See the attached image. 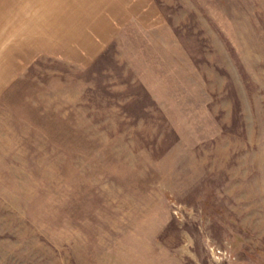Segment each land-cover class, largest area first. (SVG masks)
Masks as SVG:
<instances>
[{
    "label": "rangeland",
    "instance_id": "374dc122",
    "mask_svg": "<svg viewBox=\"0 0 264 264\" xmlns=\"http://www.w3.org/2000/svg\"><path fill=\"white\" fill-rule=\"evenodd\" d=\"M6 1L0 264H264V0Z\"/></svg>",
    "mask_w": 264,
    "mask_h": 264
},
{
    "label": "crops",
    "instance_id": "0c3cea01",
    "mask_svg": "<svg viewBox=\"0 0 264 264\" xmlns=\"http://www.w3.org/2000/svg\"><path fill=\"white\" fill-rule=\"evenodd\" d=\"M111 2H113V1H117V0H110ZM121 1H123L122 2V6H121V11H127V10H123V7H124V5H123V3H125V4H127V3H130L131 1L133 2L134 0H121ZM11 2V1H10ZM118 2V1H117ZM4 3H5V7H6V3H7V1L6 0H4ZM10 9H12L11 8V6H10ZM0 13H1V10H0ZM112 17V16H111Z\"/></svg>",
    "mask_w": 264,
    "mask_h": 264
}]
</instances>
